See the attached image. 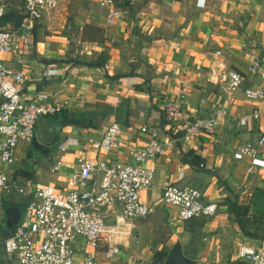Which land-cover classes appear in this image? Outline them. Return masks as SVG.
<instances>
[{
    "label": "crops",
    "instance_id": "0c3cea01",
    "mask_svg": "<svg viewBox=\"0 0 264 264\" xmlns=\"http://www.w3.org/2000/svg\"><path fill=\"white\" fill-rule=\"evenodd\" d=\"M98 1L61 0L35 26L32 45L19 54L22 63L4 57L24 75L23 99L45 94L62 108L38 119L32 140L53 153L41 155L32 141L22 143L6 174L19 186L37 182L62 190L79 158L129 163L127 150L148 140L140 129L159 128L173 145L146 163L155 168L154 187L139 198L150 213L126 224L129 237L120 242L119 257L109 246L97 251L100 264H127L130 256L163 264L175 245L194 264H243L239 246L264 241V153L256 159L237 154L264 134V100L244 97L245 89L264 87L248 72L245 56L251 52L264 64V0H137L115 21ZM47 70L53 75L43 76ZM232 72L243 79L233 92ZM170 100L188 119H205L221 108L226 116L214 135L186 138L163 119ZM254 110L262 115L239 127L237 121ZM112 122L122 128L117 147L94 150L89 140H99ZM164 181L198 190L203 204L217 205L216 213L180 221L178 210L162 203ZM79 247L88 251L82 240Z\"/></svg>",
    "mask_w": 264,
    "mask_h": 264
},
{
    "label": "built area",
    "instance_id": "2783aa9c",
    "mask_svg": "<svg viewBox=\"0 0 264 264\" xmlns=\"http://www.w3.org/2000/svg\"><path fill=\"white\" fill-rule=\"evenodd\" d=\"M137 0H99L101 9L107 10V19L120 20ZM61 0H23V19L17 27L0 29V206L15 203V195L26 198L18 226L9 236L0 241L2 255L0 264H100L97 251L105 246L119 257L120 242H115L122 228L132 221L144 219L150 207L140 201L139 193L154 187L155 168L147 166L149 160L161 156L173 143L168 136L161 135L159 128L144 126L140 129L148 136L146 143L127 150L129 163H93L83 158L77 160V170L67 180L66 186L58 190L51 185L28 182L16 185L6 174L5 168L16 160L20 144H30L35 135L38 119L46 114L58 113L61 105L45 94H36L23 99L25 85L23 73L5 64V56L16 57L22 49L32 45L35 26L45 12L55 10ZM8 4L0 0V19L8 12ZM248 72L264 81V64L255 54L248 52ZM53 70L43 72V76L53 75ZM242 77L232 72L228 88L233 92L242 85ZM181 98V96H178ZM244 97L251 101L264 100V87L247 88ZM56 98V94L52 96ZM262 114L254 110L237 121L239 127ZM165 123L181 130L186 138L200 133L214 135L219 120L226 111L217 109L205 119H188L176 100H170L162 111ZM122 133L121 125L112 122L99 140H89L96 151L110 152L117 147ZM264 153V134L255 143L247 142L237 150L239 156L256 159ZM59 169L56 164L52 169ZM102 173L97 183L93 176ZM162 203L178 210V219L186 222L198 217H212L217 211L214 203L203 204L198 190L189 187H176L164 181L161 186ZM115 206L118 216L109 223L108 217ZM6 229V227H5ZM7 230V229H6ZM116 230V231H115ZM129 231V230H128ZM128 237H129V232ZM82 240L88 248L79 247ZM237 256L243 264H264V241L257 247L241 245ZM127 264H143L134 257L126 258Z\"/></svg>",
    "mask_w": 264,
    "mask_h": 264
},
{
    "label": "water",
    "instance_id": "95a60500",
    "mask_svg": "<svg viewBox=\"0 0 264 264\" xmlns=\"http://www.w3.org/2000/svg\"><path fill=\"white\" fill-rule=\"evenodd\" d=\"M120 120L124 117V114L120 113ZM31 149L37 151L41 155H51L53 150H50L46 147H43L39 144H36L32 141ZM36 153V156H37ZM31 155L32 152L29 151ZM22 208L18 207H8L5 210V227L8 232H12L16 226H18L21 215H22ZM163 264H194V261L187 258L183 253L179 245H175L169 251L165 261Z\"/></svg>",
    "mask_w": 264,
    "mask_h": 264
},
{
    "label": "rangeland",
    "instance_id": "374dc122",
    "mask_svg": "<svg viewBox=\"0 0 264 264\" xmlns=\"http://www.w3.org/2000/svg\"><path fill=\"white\" fill-rule=\"evenodd\" d=\"M4 2H6L8 4V9H9L8 12H11V14H14V13L22 10L21 0H4ZM9 23H10V21L9 22L8 21L0 22V29L6 28V27H9V28L13 27ZM6 168L9 169L10 167H6ZM6 168H5V170H6ZM14 200H15V202L25 203L26 198H24L22 196L15 195L13 198V201ZM7 201L10 203H6V205L11 204L10 200H7ZM6 205L4 204V206H0V241H1L2 233L5 230V210H6V208L11 207L10 205L5 207ZM129 228H130L129 225L122 228V230H120V232H124V233H122V235H119V238H114L115 239L114 241L118 242V243L125 241L128 237L127 231L129 230Z\"/></svg>",
    "mask_w": 264,
    "mask_h": 264
},
{
    "label": "trees",
    "instance_id": "16d2710c",
    "mask_svg": "<svg viewBox=\"0 0 264 264\" xmlns=\"http://www.w3.org/2000/svg\"><path fill=\"white\" fill-rule=\"evenodd\" d=\"M23 19V14H22V10H20L19 12H16L14 14H11V12H8L7 14H5V16L3 18L0 19V22L2 21H10V22H14V28L17 27L19 25V23L21 22V20ZM13 28V27H12ZM88 65H94V64H88ZM96 65V64H95ZM6 205V203H4ZM11 207H18V208H22V211L24 209V205H21L17 202H13L11 204H9ZM8 204L5 206H9ZM4 206V205H3ZM9 232L5 229L2 233V237L1 240L5 239L6 237L9 236ZM2 255L1 249H0V257Z\"/></svg>",
    "mask_w": 264,
    "mask_h": 264
},
{
    "label": "flooded vegetation",
    "instance_id": "af4514ba",
    "mask_svg": "<svg viewBox=\"0 0 264 264\" xmlns=\"http://www.w3.org/2000/svg\"><path fill=\"white\" fill-rule=\"evenodd\" d=\"M36 153V152H35Z\"/></svg>",
    "mask_w": 264,
    "mask_h": 264
}]
</instances>
